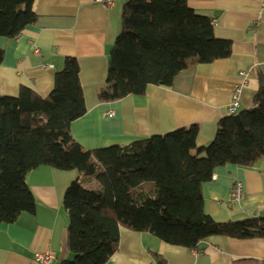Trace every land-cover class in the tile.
<instances>
[{"label":"trees","instance_id":"1","mask_svg":"<svg viewBox=\"0 0 264 264\" xmlns=\"http://www.w3.org/2000/svg\"><path fill=\"white\" fill-rule=\"evenodd\" d=\"M34 2L0 0V38H15L36 20ZM230 53L231 42L216 37L211 18L187 0H126L99 98L143 95L150 84L169 86L191 64ZM3 56L0 47V63ZM257 79L253 106L220 119L206 145H197L198 126L193 124L126 145L85 149L70 133V123L86 112V105L77 59L66 56L46 96L26 85L16 95L0 94V224L35 211L25 176L50 166L76 169L96 184L86 187L75 179L65 190L72 257L59 264H103L118 246L121 226L190 250L211 236L264 239V217L214 220L203 196L216 167H248L264 159V72ZM145 182L153 184V196L138 191Z\"/></svg>","mask_w":264,"mask_h":264},{"label":"crops","instance_id":"2","mask_svg":"<svg viewBox=\"0 0 264 264\" xmlns=\"http://www.w3.org/2000/svg\"><path fill=\"white\" fill-rule=\"evenodd\" d=\"M125 1L35 0L36 20L15 38H0L4 50L0 94L16 95L20 85H26L46 96L64 58L75 57L86 112L70 123V133L85 149L126 145L193 124L198 126L197 145L208 144L218 121L228 115L240 70L248 73V82L242 86L238 110L253 106L258 73L264 72V0H187L192 9L211 18L216 37L231 42L230 55L191 64L169 86L150 84L143 95L101 100L99 91L106 86L109 52ZM25 179L35 197V211L0 224V264H40L34 253L46 250L54 254L49 264H59L72 257L65 190L75 179H82L86 187L96 184L92 176L76 169L50 166L32 169ZM236 180L242 182L244 197L239 204H230ZM203 196L204 209L214 220L264 217V159L248 167L230 163L216 167L203 186ZM156 255L165 264H264V239L211 236L190 250L121 226L118 246L103 264H158Z\"/></svg>","mask_w":264,"mask_h":264},{"label":"built area","instance_id":"3","mask_svg":"<svg viewBox=\"0 0 264 264\" xmlns=\"http://www.w3.org/2000/svg\"><path fill=\"white\" fill-rule=\"evenodd\" d=\"M94 1L98 3L106 2L108 4L111 2V0H94ZM237 75L239 79L232 88L230 101L227 106L228 115L236 113L238 111V107L240 106V94H241L242 86L246 85L248 82L247 72L240 70L238 71ZM106 114L113 115V112L107 111ZM243 195H244V190H243L242 182L236 180L231 187V191L228 197V202L230 204H237L243 199ZM34 259L40 264H49L54 259V254L50 250L35 252Z\"/></svg>","mask_w":264,"mask_h":264},{"label":"rangeland","instance_id":"4","mask_svg":"<svg viewBox=\"0 0 264 264\" xmlns=\"http://www.w3.org/2000/svg\"><path fill=\"white\" fill-rule=\"evenodd\" d=\"M27 175H28V173L26 174L25 178L27 177ZM81 181H82V180H81ZM151 185H152V187H153V184H152V183H150V182H145L144 184H142L141 187L138 188V191L145 190V191L148 193L147 196H153V192L149 190L150 187H151ZM230 191H231V189H230ZM229 193H230V192H229ZM243 197H244V195H243ZM241 201H242V200H241ZM241 201H240V202H241ZM240 202H238L237 204H239Z\"/></svg>","mask_w":264,"mask_h":264}]
</instances>
